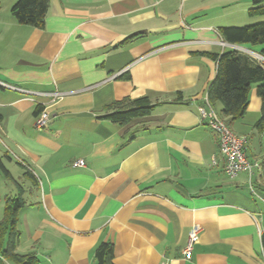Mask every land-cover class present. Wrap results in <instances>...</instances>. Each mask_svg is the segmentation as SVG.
Listing matches in <instances>:
<instances>
[{"label":"crops","instance_id":"0c3cea01","mask_svg":"<svg viewBox=\"0 0 264 264\" xmlns=\"http://www.w3.org/2000/svg\"><path fill=\"white\" fill-rule=\"evenodd\" d=\"M16 1L0 14V81L13 86H0V157L18 158L29 182L18 252L39 264H96L98 245L111 242L116 264H264L257 86L230 125L249 138L252 175L226 173L199 111L213 55L231 49L220 28L261 21L252 0H50L43 28L19 23ZM125 97L155 107L126 125L103 117ZM212 105L222 116V103ZM38 108L50 113L44 129ZM194 225L199 240L185 259Z\"/></svg>","mask_w":264,"mask_h":264},{"label":"trees","instance_id":"16d2710c","mask_svg":"<svg viewBox=\"0 0 264 264\" xmlns=\"http://www.w3.org/2000/svg\"><path fill=\"white\" fill-rule=\"evenodd\" d=\"M50 0H17L11 8V13L20 24L43 28L49 9ZM249 13L253 16L264 14V0H252ZM222 38L230 43L250 44L261 46L264 54V22H257L244 26H226L220 28ZM138 35L130 36V41ZM217 61V72L207 90V98L213 103H222V116L231 125L233 121L242 119L248 110L250 92L256 85L257 92L262 99L261 117L255 124L258 129L264 128V66L249 55L235 49L222 54H214ZM123 77H129L123 74ZM155 105L148 97L132 99L125 97L108 104L103 117L126 125L135 118L150 115ZM41 109H37V113ZM0 167L7 175L9 171L0 159ZM26 176L32 178V172L26 169ZM14 196L5 198L4 213L0 219V264H39L34 253L22 254L18 252L20 241L19 215L24 207V189ZM264 254V230L262 232ZM96 264H116L114 245L111 242H102L95 250Z\"/></svg>","mask_w":264,"mask_h":264},{"label":"built area","instance_id":"2783aa9c","mask_svg":"<svg viewBox=\"0 0 264 264\" xmlns=\"http://www.w3.org/2000/svg\"><path fill=\"white\" fill-rule=\"evenodd\" d=\"M231 49L243 52L253 59H255L259 64L264 66V54L261 51H256L252 48L231 43ZM0 86L2 87H13L12 85L0 81ZM59 95V94H56ZM199 111L202 119L206 120L212 130L215 132L220 146V151L225 158V171L230 177H236L242 172H248L252 175L254 169L258 167V163H253L250 161L247 155V144L249 138L247 135H241L236 133L230 125L227 123L225 118H223L214 108L212 102L207 98L205 103L199 106ZM50 120V113L47 109H41L36 116L35 126L38 129H44ZM215 161V158H213ZM76 166H85V161L83 159L75 162ZM201 228L198 225L192 226L187 244L182 249V256L185 259H191L193 255V250L196 242L199 240ZM161 264H171L169 259H164Z\"/></svg>","mask_w":264,"mask_h":264},{"label":"rangeland","instance_id":"374dc122","mask_svg":"<svg viewBox=\"0 0 264 264\" xmlns=\"http://www.w3.org/2000/svg\"><path fill=\"white\" fill-rule=\"evenodd\" d=\"M0 1L2 2V10L0 11V14L2 15L4 13H7L5 12L6 11L5 9L9 5L10 0H0ZM261 17L262 18L260 22H264V14L261 15ZM1 154H4V153L1 151ZM0 159L4 160V163H5L4 165L6 169L8 171L9 170L11 171V174L7 175L5 171L2 169V167H0V196H2L0 200V212H4L5 196L6 197L14 196L18 194L19 191L21 190L19 186H21L26 192V195H24L26 201L30 200V197H29L30 195H29V190H28L29 186L27 184L28 182L27 179L23 178V176L20 177L19 172H23V169L19 167V163L17 162V160L18 161L20 160L18 158L17 160L15 158H13L12 160H8V158H6L4 155H2Z\"/></svg>","mask_w":264,"mask_h":264}]
</instances>
